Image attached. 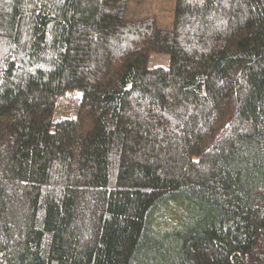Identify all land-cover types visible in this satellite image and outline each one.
Masks as SVG:
<instances>
[{"label": "trees", "instance_id": "obj_1", "mask_svg": "<svg viewBox=\"0 0 264 264\" xmlns=\"http://www.w3.org/2000/svg\"><path fill=\"white\" fill-rule=\"evenodd\" d=\"M140 2L0 0V264H264V0Z\"/></svg>", "mask_w": 264, "mask_h": 264}, {"label": "rangeland", "instance_id": "obj_2", "mask_svg": "<svg viewBox=\"0 0 264 264\" xmlns=\"http://www.w3.org/2000/svg\"><path fill=\"white\" fill-rule=\"evenodd\" d=\"M141 4H133L131 6V14L142 17L147 15H156L159 18L160 26L167 29H172L175 20L176 0H140ZM170 58L168 55L156 54L151 62L155 66H167ZM80 93L70 92L62 97L59 101L56 117H64L70 115L78 104ZM74 114V113H73ZM172 219L171 214L168 215ZM171 225L170 222L164 224L165 227Z\"/></svg>", "mask_w": 264, "mask_h": 264}]
</instances>
